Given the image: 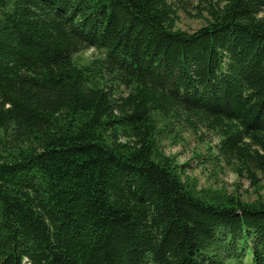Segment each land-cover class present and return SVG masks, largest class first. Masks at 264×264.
<instances>
[{
	"label": "trees",
	"instance_id": "trees-1",
	"mask_svg": "<svg viewBox=\"0 0 264 264\" xmlns=\"http://www.w3.org/2000/svg\"><path fill=\"white\" fill-rule=\"evenodd\" d=\"M173 10L0 0V264H264V199L198 189L160 146L205 127L264 170V0L192 32Z\"/></svg>",
	"mask_w": 264,
	"mask_h": 264
},
{
	"label": "rangeland",
	"instance_id": "rangeland-1",
	"mask_svg": "<svg viewBox=\"0 0 264 264\" xmlns=\"http://www.w3.org/2000/svg\"><path fill=\"white\" fill-rule=\"evenodd\" d=\"M214 1L166 0V3L174 9L175 15L169 17L173 22V28L189 32L197 30L205 24V18L208 17L205 8ZM99 54V51L89 47L79 51L75 58L86 63ZM108 78L114 82L113 77ZM115 84L118 92L123 95L126 88L120 83L115 82ZM184 127V130L179 132H175L174 128L170 129L168 133L171 138L167 136L160 142L164 151L172 155L177 164L182 166L180 170L184 180L194 179L198 189H219L228 193L227 195H234L245 201L264 199L263 169L253 165L249 169L234 164L232 166V163L218 155L217 148L220 142L217 134L205 127H199L198 130L193 131L191 124H184ZM261 154L264 155V151Z\"/></svg>",
	"mask_w": 264,
	"mask_h": 264
}]
</instances>
